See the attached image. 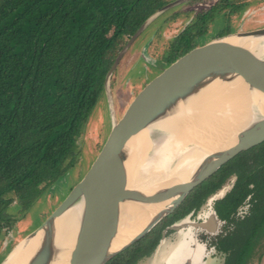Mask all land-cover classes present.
<instances>
[{
  "label": "trees",
  "instance_id": "1",
  "mask_svg": "<svg viewBox=\"0 0 264 264\" xmlns=\"http://www.w3.org/2000/svg\"><path fill=\"white\" fill-rule=\"evenodd\" d=\"M170 1L0 0V232L17 221L15 212L26 211L79 161V137L104 93L115 51ZM246 4L216 0L206 9L193 11L167 41L155 61L157 69L208 36L231 31L232 15ZM219 13L223 26L209 34ZM230 178L232 185L213 204L229 224L216 243L225 254L222 264L260 261L264 140L220 165L145 235L104 264H138L152 253L164 226L198 208ZM244 202L249 206L241 217L235 212ZM13 203L17 209L12 212Z\"/></svg>",
  "mask_w": 264,
  "mask_h": 264
},
{
  "label": "water",
  "instance_id": "2",
  "mask_svg": "<svg viewBox=\"0 0 264 264\" xmlns=\"http://www.w3.org/2000/svg\"><path fill=\"white\" fill-rule=\"evenodd\" d=\"M182 1L185 0L170 1L149 15L120 49L104 78V92L109 103L110 76L124 51L151 20ZM231 36L255 38L262 48L254 53L241 44L227 40ZM263 50L264 25L242 31L234 30L201 42L157 70L132 96L122 113L112 116L107 136L83 175L46 218L21 239L29 241L37 236L35 248L26 264H54L62 247L54 240L55 219L79 201L82 202V210L76 236L73 243L68 245V264H104L145 235L165 215L173 211L194 186L210 176L220 165L241 150L263 141L264 113L251 105L250 119L236 131L235 141L215 149H211V146L217 141L204 144L200 152L205 154L187 178L178 180L170 177L151 192L127 186V142L131 136L139 132L150 119L163 117L179 100L199 94L203 88L215 81L230 84L241 80L249 92L258 91L264 94ZM172 168L165 171L170 172ZM225 192L226 190H222L219 195L212 194L207 202L211 203L212 200L222 197ZM123 203L133 204L141 210L149 205H163L137 230L128 232L126 240L116 246L114 241ZM212 215L216 216L214 210ZM177 227L178 223L174 222L161 231V238L153 252L164 242L166 230ZM13 248L1 264L7 261ZM162 254L157 261H161Z\"/></svg>",
  "mask_w": 264,
  "mask_h": 264
},
{
  "label": "bare ground",
  "instance_id": "3",
  "mask_svg": "<svg viewBox=\"0 0 264 264\" xmlns=\"http://www.w3.org/2000/svg\"><path fill=\"white\" fill-rule=\"evenodd\" d=\"M227 40L241 44L252 52H258L262 48L251 37L231 36ZM229 92L232 94L229 95ZM251 105L264 113V94L249 92L241 80L230 84L215 81L199 94L179 100L163 117L147 121L127 142V186L151 192L170 177L178 180L187 178L205 154L200 152L204 144L217 141L211 146V149H215L235 141L236 131L250 119ZM150 151L153 154L150 155ZM173 161L176 164L170 172H166ZM162 205L163 203L149 205L141 210L130 203L121 204L119 229L114 245L122 244L126 240V234L142 226ZM81 210L82 202L79 201L55 219L54 240L62 247L54 264H68V245L73 243L76 236ZM209 213L208 222H214L215 217ZM190 237L191 229L186 228L180 241L162 256L160 264H192V250L199 247L203 250V246L196 244L194 248L187 247ZM36 240L37 236L29 241L20 240L3 264H26ZM182 253L183 258L178 259Z\"/></svg>",
  "mask_w": 264,
  "mask_h": 264
},
{
  "label": "rangeland",
  "instance_id": "4",
  "mask_svg": "<svg viewBox=\"0 0 264 264\" xmlns=\"http://www.w3.org/2000/svg\"><path fill=\"white\" fill-rule=\"evenodd\" d=\"M187 1L179 2L158 14L124 51L110 76L109 99L111 103H109L108 97L104 92L99 97L83 127L79 137V161L69 169L65 177L45 188L43 193L26 211L19 215L15 212L17 221L11 228H5L0 232V264L13 246L46 218L67 194L70 187L87 170L107 136L112 116L121 114L132 96L158 70L155 66V61L165 48L167 41L188 22L193 11L206 9L215 0H197L191 3ZM252 1L253 3L241 16L232 15L230 21L232 23L231 31H242L264 25V1ZM174 15L175 17L172 18ZM222 26L223 21L221 13H219L211 25L209 34L214 35ZM210 38L208 36L202 42ZM126 41L121 45L120 49L125 45ZM120 49L110 51H115L116 57ZM262 53L264 55V50ZM228 94L230 95L232 92ZM151 154H153V151H150ZM175 162L173 161L167 168H172L176 164ZM226 189L227 187L220 188L219 192ZM219 192H216V194L219 195ZM14 203L9 208L12 212L17 209ZM172 242L173 238L165 237L158 250L141 260L138 264H156L159 256L163 252L165 253L162 256L167 253V246ZM250 264H264V255L260 262L253 261Z\"/></svg>",
  "mask_w": 264,
  "mask_h": 264
},
{
  "label": "flooded vegetation",
  "instance_id": "5",
  "mask_svg": "<svg viewBox=\"0 0 264 264\" xmlns=\"http://www.w3.org/2000/svg\"><path fill=\"white\" fill-rule=\"evenodd\" d=\"M240 1L247 2V4L244 6V8L241 10L240 13H236L237 17L241 16L242 13L246 9H248V7L253 3L252 0L251 1L250 0H248V1L247 0H240ZM212 4H210V5H212ZM222 17L223 16L221 14V19H222ZM231 25H232V23L230 22V26ZM232 182H233V178H230L229 180H227L222 185L221 189L224 187H227V189H226V191H227L230 188V186L232 185ZM219 190H220V188L216 192H219ZM216 192H214V193H216ZM214 200H212L210 203V202H207V199H206L198 208L191 209L188 213H186L182 217H180L177 220L172 222V223L177 222L178 227H177V229H174V230H172V229L166 230L165 237L173 238V242L167 246L168 248L166 251H168L169 248L174 247L180 241L181 237H183V232L186 231V228H190L191 229V237L189 239V243H187V247L194 248L196 246V244L203 246V250H202V247H199L197 250H194V249L192 250V252H191L192 264H222L223 263L224 258H225V254L222 250H220L216 247V243L218 240V236L222 233H225L229 229V226H228L229 224L226 223L225 219H222L218 216V214H217V212L213 206ZM248 206H249V204L247 202H244L243 204L239 205L238 208L236 209L235 214L242 217L247 212ZM212 210L215 211L216 216L214 218V222L210 221V223H209L208 220L210 218V215L208 216L207 214L209 212H210L209 214H211ZM172 223H170V224H172ZM170 224H168V225H170ZM168 225L164 226L161 229V231L165 227H167ZM160 238H161V233H160L159 240H160ZM159 240H158V242H159ZM157 244H156V246H157ZM263 255H262V257H263ZM262 257H261V259H262ZM180 258H183V253L178 256V259H180ZM261 259H260V261H261ZM253 261H256V260H253ZM260 261H257V262H260ZM250 263H248V264H250ZM159 264H160V262H159Z\"/></svg>",
  "mask_w": 264,
  "mask_h": 264
}]
</instances>
